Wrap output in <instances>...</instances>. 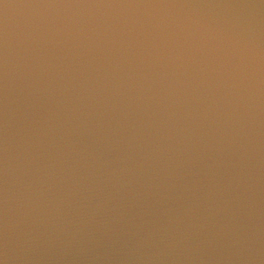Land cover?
Here are the masks:
<instances>
[{"label":"water","instance_id":"obj_1","mask_svg":"<svg viewBox=\"0 0 264 264\" xmlns=\"http://www.w3.org/2000/svg\"><path fill=\"white\" fill-rule=\"evenodd\" d=\"M0 264H264V0H0Z\"/></svg>","mask_w":264,"mask_h":264}]
</instances>
